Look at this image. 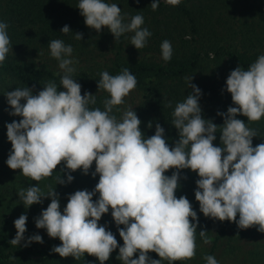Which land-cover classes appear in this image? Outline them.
I'll use <instances>...</instances> for the list:
<instances>
[{"label": "clouds", "instance_id": "9594fccd", "mask_svg": "<svg viewBox=\"0 0 264 264\" xmlns=\"http://www.w3.org/2000/svg\"><path fill=\"white\" fill-rule=\"evenodd\" d=\"M165 2L178 6L181 0ZM159 4L160 0H153L152 10L156 11ZM76 8L85 25L97 33L107 28L115 41L132 33L130 44L137 50L144 48L152 35L142 27V15H134L126 22L117 3L79 0ZM8 28L7 22L0 21V65L13 53ZM60 31L65 35L72 33L68 25ZM74 37L81 41L83 33H74ZM160 47L161 58L170 61L171 42L164 40ZM49 50L60 69L59 87L50 80L35 94L33 85L15 87L3 95L11 109L9 116L20 117L5 125L11 144L6 164L37 182L18 190L19 203L25 209L50 199L48 206L34 217V223L37 229L46 230L49 238L61 242L51 248L52 253L75 260L87 254L99 264H105L117 248L116 259L121 264H173L193 259L199 217L185 195L176 196L184 169L199 177L194 195L200 213L213 220L233 222L240 229L255 227L264 233V142L253 146V138L262 134L249 127V123L264 118V54L247 70L238 66L230 71L222 91L231 95L234 106L217 112L223 117L221 125L203 118L201 89L192 83L193 75L185 77L191 92L172 112L171 125L177 130L178 139L170 146L159 123L155 124V133L146 138L134 108L118 107L125 104V98L137 86V79L128 68L117 75L108 71L99 74L97 89L109 94L101 110L90 107L96 104V95H82V85L74 79L78 61L72 56L73 47L53 39ZM60 87L63 90H58ZM171 106L168 101L167 107ZM114 108L121 113L119 118L113 114ZM238 116L246 117L247 122ZM152 126L149 121L147 127ZM217 133L220 146L214 145ZM93 163L95 169L90 173ZM61 164L64 167L56 172ZM170 169L175 171L166 175ZM77 170L84 175L90 173L93 178L98 176V182L91 191L68 194L61 210L56 186L72 183L71 173ZM46 178H53L55 187L49 185L45 192L38 182ZM110 210L122 246L113 232L99 223ZM27 220L26 212L14 220L16 234L9 241L12 246L44 242L39 234L25 237ZM207 233L200 230L199 236L204 244H211ZM150 252L159 259L151 258ZM203 259L206 264H219L212 255Z\"/></svg>", "mask_w": 264, "mask_h": 264}, {"label": "trees", "instance_id": "16d2710c", "mask_svg": "<svg viewBox=\"0 0 264 264\" xmlns=\"http://www.w3.org/2000/svg\"><path fill=\"white\" fill-rule=\"evenodd\" d=\"M78 2L0 0V21L9 24L8 34L13 46V53L10 52L0 65V264H99L95 257L87 254L75 260L73 257L61 258L35 242L28 247L9 243L16 234L14 218H18L25 208L19 203L18 190L35 185L19 170H11L6 164L11 144L7 140L5 125L13 119L18 121L20 117L9 116L11 109L3 94L15 87L33 85L35 94L50 80L60 86L58 62L50 56L51 40L61 39L73 47L72 56L78 61L74 79L82 85L81 94L90 92L96 95V104L90 107L103 110V100L109 95L97 89L99 74L108 71L117 75L123 68H128L136 77L137 86L131 91L133 96L130 101L126 97L125 104L118 107L134 108L142 121L140 127L146 138L155 133V124L159 123L165 129V138L170 146H174L178 139L177 130L171 125L172 112L176 104L191 92L185 77L193 75L192 83L201 89L199 104L203 118L221 125L223 117L217 112H226L232 105L231 95L222 91L230 73L227 68L233 70L240 66L247 70L259 55L264 54V0H181L178 6L160 0L156 11L150 5L153 0H106L118 4L126 22L137 14L144 17L142 27L148 28L152 35L146 46L138 50L130 44L132 33H125L115 41L107 28L100 33L88 28L76 8ZM64 25H68L72 33L62 34L60 30ZM77 32L83 33L81 41L74 37ZM164 40L171 42L173 50L168 62L161 58L160 46ZM168 101L172 102L171 107H167ZM113 114L118 118L121 115L115 108ZM237 118L247 122L246 117ZM149 121L153 122L151 129L147 127ZM249 127L258 129L262 134L253 138V146L264 142V118L249 123ZM216 135L214 145L220 146L219 133ZM173 171L175 169H170L165 174L170 176ZM61 175L64 177L63 173ZM198 178L189 169L181 170V187L176 192L177 198L185 195L189 199L199 217L196 255L191 260L175 261L173 264H206L203 257L212 255L216 258L221 246V255L240 259L241 264H261L264 261V237H260L264 233L258 232L255 227L240 229L233 222L213 220L200 213L194 195ZM80 180L74 178L66 187L75 188ZM27 216L26 238L32 232L29 224L34 221V217ZM100 224L108 227L106 214ZM200 230L208 231L211 237L209 249L199 236ZM52 241L58 243L57 239H47L46 243ZM122 244L119 236L118 245ZM117 255L118 248L105 264H121L116 259ZM156 255L149 253L150 257ZM10 256L15 259L10 260Z\"/></svg>", "mask_w": 264, "mask_h": 264}, {"label": "rangeland", "instance_id": "374dc122", "mask_svg": "<svg viewBox=\"0 0 264 264\" xmlns=\"http://www.w3.org/2000/svg\"><path fill=\"white\" fill-rule=\"evenodd\" d=\"M162 2L166 3L165 0H161ZM226 71H231V69H228ZM133 96L132 93L129 94V96H127V100L130 101V97ZM126 100V101H127ZM64 167L63 164L59 165L57 167V169L55 170L56 172H60V170ZM93 168L90 170V173L91 171H94L95 169V164L93 163ZM89 173V175H84L82 174V171L81 170H77L76 172L73 173V176L74 178H80V183L77 185V187L75 188H67L66 185H57L56 186V191L60 194V204H61V210H63V208L66 206V203H67V196L68 194H71V193H74L76 190H84V189H87L89 191H91L94 187H95V184L98 182V179L97 177L93 178L91 176V174ZM72 174V173H71ZM66 178V177H64ZM32 183H34V185H36L37 182L35 181H32ZM39 183V186L46 192L47 191V186L51 185L52 187H55V181L53 178H46ZM73 184H71L70 186H72ZM97 197H94L93 199L95 200ZM45 202H47L48 204L50 203V199H44L43 200V203L42 204H34L32 205L29 209H23L22 212L25 213L27 215H30L32 217H36L40 214L41 210L46 208L48 206V204H46ZM107 217H108V229L111 230L113 232V234L116 236V239L118 241L119 239V233L117 231V227L116 225L114 224V221L112 220V217H111V210L109 211V213L106 214ZM17 219L16 217L14 218V220ZM102 219V218H101ZM101 223V220L100 222ZM30 225V229H31V233L29 234L30 236L32 234H39L43 237V242L42 244L38 243L39 246L42 248H47L49 250H51V248L54 246V245H59L61 242L59 241V239L57 238V241L58 243H54L55 241H52L50 243H46V240L47 239H51L48 237L47 235V232L46 230L44 229H37L35 227V223L34 221L31 222ZM122 227V226H121ZM264 237V234L261 235L260 238ZM51 240H54V239H51ZM206 246L207 249H209L210 247V244H204ZM201 246L202 243H201ZM222 247V246H221ZM221 247L219 248L220 250L217 251V256H216V259L217 261L219 262V264H241L239 261L240 259H237V258H233L232 256H229V255H221ZM226 247V245H225ZM223 249V247H222ZM151 258L153 259H159L158 255L156 256H151ZM162 264H164V262L162 261ZM261 264H264V261H262Z\"/></svg>", "mask_w": 264, "mask_h": 264}]
</instances>
